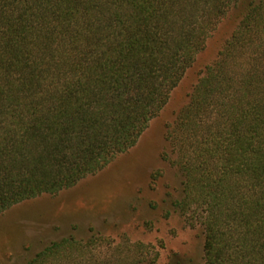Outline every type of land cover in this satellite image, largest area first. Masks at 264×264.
Here are the masks:
<instances>
[{"label":"trees","instance_id":"16d2710c","mask_svg":"<svg viewBox=\"0 0 264 264\" xmlns=\"http://www.w3.org/2000/svg\"><path fill=\"white\" fill-rule=\"evenodd\" d=\"M239 2L165 157L204 264H264V0H0V213L135 146ZM94 241L65 236L19 264H158L142 243L97 252Z\"/></svg>","mask_w":264,"mask_h":264},{"label":"rangeland","instance_id":"374dc122","mask_svg":"<svg viewBox=\"0 0 264 264\" xmlns=\"http://www.w3.org/2000/svg\"><path fill=\"white\" fill-rule=\"evenodd\" d=\"M243 8L239 2L224 17L135 146L71 188L24 200L0 213V264L24 262L51 241L69 235L95 238L97 252L135 249L142 243L144 256L158 254V264H170L172 256H178L180 264H204L200 229L187 224L172 204L182 193V175L165 157L172 155L166 131L236 29Z\"/></svg>","mask_w":264,"mask_h":264}]
</instances>
